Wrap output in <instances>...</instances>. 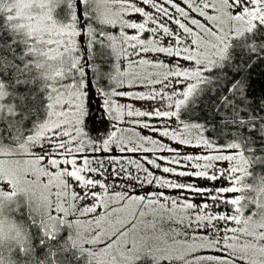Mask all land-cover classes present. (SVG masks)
Returning a JSON list of instances; mask_svg holds the SVG:
<instances>
[{"label": "snow or ice", "instance_id": "obj_1", "mask_svg": "<svg viewBox=\"0 0 264 264\" xmlns=\"http://www.w3.org/2000/svg\"><path fill=\"white\" fill-rule=\"evenodd\" d=\"M0 264H264V0H0Z\"/></svg>", "mask_w": 264, "mask_h": 264}, {"label": "rangeland", "instance_id": "obj_2", "mask_svg": "<svg viewBox=\"0 0 264 264\" xmlns=\"http://www.w3.org/2000/svg\"><path fill=\"white\" fill-rule=\"evenodd\" d=\"M93 114H94V116L96 117V125L101 126L100 123H99V120H100V113H99V111H98L97 108H96V101H95V100H93ZM90 126H91V125H90Z\"/></svg>", "mask_w": 264, "mask_h": 264}, {"label": "flooded vegetation", "instance_id": "obj_3", "mask_svg": "<svg viewBox=\"0 0 264 264\" xmlns=\"http://www.w3.org/2000/svg\"><path fill=\"white\" fill-rule=\"evenodd\" d=\"M96 127H97V128H100L101 126H99V125H96ZM100 134H101V135H103V132H101Z\"/></svg>", "mask_w": 264, "mask_h": 264}]
</instances>
